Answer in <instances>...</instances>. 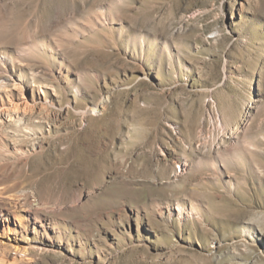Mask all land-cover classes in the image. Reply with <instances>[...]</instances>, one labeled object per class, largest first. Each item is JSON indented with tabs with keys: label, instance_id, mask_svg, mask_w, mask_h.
<instances>
[{
	"label": "rangeland",
	"instance_id": "374dc122",
	"mask_svg": "<svg viewBox=\"0 0 264 264\" xmlns=\"http://www.w3.org/2000/svg\"><path fill=\"white\" fill-rule=\"evenodd\" d=\"M0 84V264H264V0H0Z\"/></svg>",
	"mask_w": 264,
	"mask_h": 264
},
{
	"label": "bare ground",
	"instance_id": "6f19581e",
	"mask_svg": "<svg viewBox=\"0 0 264 264\" xmlns=\"http://www.w3.org/2000/svg\"><path fill=\"white\" fill-rule=\"evenodd\" d=\"M17 83H18V82H17ZM16 85H17V84H16ZM0 86H1V84H0ZM7 93H8V92H7ZM102 104H103V102H102L101 104H99L98 106H96V108H94V109L97 110ZM18 111H19V110H18ZM1 112H2V111H1ZM16 113H17V112H16ZM3 114H4L3 117H4V116H6V117H7V116H8V117H12V115H10L9 113L7 114V112H4ZM3 117H2V118H3ZM15 133H16V132H15Z\"/></svg>",
	"mask_w": 264,
	"mask_h": 264
}]
</instances>
